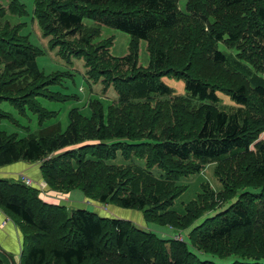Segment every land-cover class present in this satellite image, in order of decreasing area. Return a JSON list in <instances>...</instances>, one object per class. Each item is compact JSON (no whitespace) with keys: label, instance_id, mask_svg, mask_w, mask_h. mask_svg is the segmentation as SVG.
Returning a JSON list of instances; mask_svg holds the SVG:
<instances>
[{"label":"trees","instance_id":"trees-1","mask_svg":"<svg viewBox=\"0 0 264 264\" xmlns=\"http://www.w3.org/2000/svg\"><path fill=\"white\" fill-rule=\"evenodd\" d=\"M5 1L0 105L11 109H0V122L15 123L16 111L31 114L38 128L24 136L0 130V167L37 162L54 194L78 190L137 210L146 224L189 229L185 239L160 238L129 220L61 206L21 180H0V206L25 233L20 264H264V0H33V16L59 56L83 61L88 80L116 94L107 114L98 99L87 103L89 118L70 109L65 128L40 101L68 97L41 90L53 80L19 34L23 8ZM102 27L130 37L126 56L110 54ZM140 42L146 68L138 65ZM164 79L183 83L184 94ZM218 94L235 107L222 110ZM208 162L220 190L202 183L177 212L174 201L186 190L178 178ZM198 253L232 259L216 263Z\"/></svg>","mask_w":264,"mask_h":264},{"label":"rangeland","instance_id":"rangeland-1","mask_svg":"<svg viewBox=\"0 0 264 264\" xmlns=\"http://www.w3.org/2000/svg\"><path fill=\"white\" fill-rule=\"evenodd\" d=\"M17 2L23 8V14L15 18L18 21L17 24L22 25L19 34L21 37H25L27 39L28 44L36 50L35 63L37 65L38 70L45 77H50L53 80L48 81V83L43 86L41 90L52 94H59L60 96L68 97V100L64 103L62 101L60 102L61 99L58 96V101H50V103L40 101L42 107L49 112L55 113L56 117L54 118V120L58 121L63 128H65L67 125V113L70 109L76 108L80 111L81 115L86 118H89V110L87 107V103L90 100L98 99V101L103 105L104 113L107 114V109L113 104L114 98H116L115 92L112 89L103 91V88L100 84H95L94 82L88 80V78L86 77L83 61L77 60L76 58L72 57L64 59L59 56V49L52 46L51 38L43 35L38 25V22L33 16V0H17ZM186 2L187 1H180L178 3V10L184 12ZM15 19L12 18V20ZM83 25L91 27L92 23L84 21ZM101 38H109L112 40V48L110 50V54L113 57L123 58L128 54V45L130 42V37L128 35L102 27ZM65 41L70 42L74 41V39L67 37L65 38ZM219 50L229 56H234L238 54L235 48L229 49L222 45L219 46ZM138 65L142 68H146L148 65L146 44L143 42H140L139 46ZM163 81L169 88L175 91V95L184 94L183 83L165 79ZM217 97L220 100L222 110L230 111L232 108L235 107V105L230 102L228 97L222 94H218ZM0 109L3 112H9L11 108L8 105L3 104L0 105ZM12 115L17 117L15 118V123L9 122L7 120H2L0 122V130L16 133L19 136L26 135V129H29L28 131L37 130L38 126L35 120H32L31 124H29L30 122H28V119H31V114L27 113L25 116H19L16 111H12ZM65 150L54 152L52 153V156H58L61 152H64ZM134 163L139 164L138 161H134ZM213 164V162H208L202 167L199 173L190 174L188 176L178 178L177 183L186 186V190L174 201L173 208L177 212L182 213L183 209L185 208V204L195 199L196 195L201 191L200 186L202 183L206 185L210 191L218 192L220 190L221 184L218 181L217 177L214 175ZM152 171L156 175L160 173L156 169ZM11 182L14 181L12 180ZM35 182L37 183H34L31 180L30 184L32 187L40 190L41 192H44L45 194H48V192L46 191L48 185L46 184L44 179L41 178L40 181ZM70 195L72 199H75L77 195L82 194L78 190H73L71 191ZM83 200V197L82 199L75 200L84 203L78 206L80 209L87 208L88 211L95 214V211L97 210L98 214L103 217L106 216L108 219L117 217L118 219L122 220H131V222H133L138 227L149 228L160 238L172 240L177 237V234H179L184 239L187 237L189 229L179 231L173 230L165 226H158L155 223L146 224L142 213L137 210H124L112 204H101L90 199H87L86 201ZM67 201L68 199H65L64 204H67ZM86 202H88L87 205ZM228 204L224 205L221 209H219V211L227 207ZM213 214L214 212H209L203 218L211 216ZM198 257L202 260H213L216 263H221L232 259L227 258L226 260H218L217 258L211 255L199 253Z\"/></svg>","mask_w":264,"mask_h":264},{"label":"crops","instance_id":"crops-1","mask_svg":"<svg viewBox=\"0 0 264 264\" xmlns=\"http://www.w3.org/2000/svg\"><path fill=\"white\" fill-rule=\"evenodd\" d=\"M0 4L4 8L7 6L5 0H0ZM21 176L37 183L35 181L41 180L40 164L37 162L31 164L20 161L0 167V180L11 182L12 180L16 181L20 179ZM46 191L48 192V194L44 193L46 199L57 201L59 205L65 206L66 208H79L78 206L84 203L75 200L82 199V197L85 201L87 200L82 193V195H77L75 199H72L71 192L65 195V197H62L60 194H54L48 187ZM65 199H68L67 204H64ZM87 204L88 202H86ZM24 247L25 233L20 222L0 206V264H20Z\"/></svg>","mask_w":264,"mask_h":264},{"label":"built area","instance_id":"built-area-1","mask_svg":"<svg viewBox=\"0 0 264 264\" xmlns=\"http://www.w3.org/2000/svg\"><path fill=\"white\" fill-rule=\"evenodd\" d=\"M20 180H21L26 186L32 187L31 184H30L31 179L26 178V177H24V176H21V177H20ZM175 239L179 240L180 238L177 236V237H175Z\"/></svg>","mask_w":264,"mask_h":264},{"label":"water","instance_id":"water-1","mask_svg":"<svg viewBox=\"0 0 264 264\" xmlns=\"http://www.w3.org/2000/svg\"><path fill=\"white\" fill-rule=\"evenodd\" d=\"M118 210H119V209H118ZM124 210H125V209H124ZM95 212H96V215H97V214H98V213H97V210H96ZM119 212H122V211H119ZM123 212H125V211H123ZM98 215H100V214H98ZM119 215H121V214H119ZM119 215H117V216H119ZM100 217H103V216L100 215ZM104 218H107V217L104 216ZM113 218H114V217H113ZM116 219H118V218L116 217ZM129 221H131V220H129ZM10 263H11V260H10Z\"/></svg>","mask_w":264,"mask_h":264}]
</instances>
